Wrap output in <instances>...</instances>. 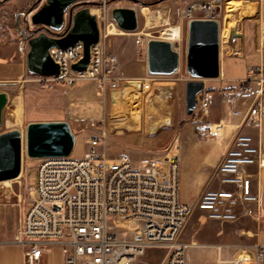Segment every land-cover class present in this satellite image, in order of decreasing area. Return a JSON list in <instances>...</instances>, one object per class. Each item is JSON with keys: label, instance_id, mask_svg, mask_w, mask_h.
<instances>
[{"label": "built area", "instance_id": "2783aa9c", "mask_svg": "<svg viewBox=\"0 0 264 264\" xmlns=\"http://www.w3.org/2000/svg\"><path fill=\"white\" fill-rule=\"evenodd\" d=\"M223 1L194 3L181 20L192 19L196 11L203 12L205 19H216ZM178 27L176 38L163 36V39L171 43L180 61L183 39L182 27ZM48 34L53 33L48 31ZM105 37L101 32L100 42L91 46L90 62L84 72L72 68L84 57L85 47L78 42L64 50H50L59 66L58 75L34 77L46 90H54L57 85L74 87L80 82H94L100 96L107 90H118L121 79L113 75L117 71L116 58L110 70L106 69ZM149 41L137 40L139 53L145 60H148ZM19 50L28 53V40L20 42ZM139 81L143 91L153 89V78ZM212 95L205 87L198 95L193 114L199 123L196 134L201 140L220 137L225 128L224 122L212 123L206 119ZM224 95L232 105L243 101L245 111L233 112L234 116L242 117V126L259 127L264 108V66L249 70L248 77ZM101 123L90 121L96 134L86 138L82 156L72 153L68 157L39 159L37 186L27 183L35 197L14 238L23 247L27 264H39L53 245L63 249L65 264H132L152 248L168 250L166 264H188L186 252L190 245L180 242L179 237L195 209L214 221H234L238 217L237 209L244 203H259L252 191L250 168L264 167V150L251 134L240 132L234 137L215 173L222 188L206 191L196 205H190L180 198L177 153L151 159L141 166H135L126 155L108 158L100 149L107 138L105 132H99ZM246 212L255 214L252 209Z\"/></svg>", "mask_w": 264, "mask_h": 264}, {"label": "rangeland", "instance_id": "374dc122", "mask_svg": "<svg viewBox=\"0 0 264 264\" xmlns=\"http://www.w3.org/2000/svg\"><path fill=\"white\" fill-rule=\"evenodd\" d=\"M200 1L203 0H96L95 3L87 4L85 7H88L92 14L96 15L94 12L100 11L96 17L102 34L106 35L103 40L107 57L106 69L110 70L114 63L113 59L116 58L117 71L113 75L119 76L121 87L113 92L107 90L104 94L114 97L111 106L81 104L70 106L71 96L77 99L75 92L82 86L83 89L90 90L92 98L97 96L98 99L103 100V96H95L97 88L94 82H80L74 87L57 85L55 89L60 86L66 92L68 104L67 106H49L44 102L49 100L48 94L51 90L44 89L37 77L33 76L32 84L37 92L32 93L31 97L37 103L36 106H31L30 119L46 120L60 115L61 112L65 113V119H67L65 121L69 123L76 138L73 156H82L86 149V138L96 134L95 129L90 126V121L95 120L102 122L100 126L102 131L99 132L106 133L107 138L100 149L107 154L108 158L114 159L125 155L129 150H134L139 156H148L152 159L161 158L172 152L177 153L180 158V173H183V170H190V153L187 146H181L182 138L189 135L199 144L209 140L218 142L222 138L220 132V137L212 136L210 139L201 140L197 137L196 129L194 132L187 130L188 124L194 118L187 116L185 107V85L194 79L187 72L189 24L192 20L205 19V14L196 11L190 20L186 18L181 20V17L186 14L190 5ZM82 8L84 6L78 5L75 11ZM116 8L135 9L138 17V28L135 32H123L111 26V23H114L112 11ZM214 20H217L220 25V47L223 48L221 59L226 53L225 45L231 29L244 22L247 23V37L253 38L255 35L259 43L264 44L262 41L264 0H224L218 11V17ZM14 22L13 15L4 14L0 10V27L4 32L0 31L4 34L6 41L18 42L23 35L29 38L43 29L33 27L35 31L24 29L18 32L12 29L11 25ZM178 25L182 27L183 39L179 71L168 76H151L147 60L139 53L138 38L164 40L163 31ZM226 30H228L227 33ZM113 38H116V41H113ZM232 61L230 58L225 61L227 73L238 70ZM149 77L155 80L150 92L130 87L129 82ZM218 80V78L205 80L206 88L220 90L228 86L227 83ZM104 109L105 119L101 120ZM71 115L79 120L72 119ZM213 129L215 131V128ZM25 132L26 129L23 134ZM38 164L39 159L29 158L24 147L21 175L15 180L0 182V241L14 240L20 228L22 219L35 197L27 183L32 187L37 186ZM223 225L231 226V229L235 230L238 223L212 221L205 212L195 209L179 241L189 245H203L211 242L223 244L228 233ZM187 254L191 264H218L216 248L211 246L192 247ZM167 255V249L152 248L132 264H166Z\"/></svg>", "mask_w": 264, "mask_h": 264}, {"label": "crops", "instance_id": "0c3cea01", "mask_svg": "<svg viewBox=\"0 0 264 264\" xmlns=\"http://www.w3.org/2000/svg\"><path fill=\"white\" fill-rule=\"evenodd\" d=\"M44 2L45 0H0V10L4 14L14 16L15 22L11 25L13 30L18 32L24 29L32 31L33 26L28 23L29 18L37 12ZM66 17L67 15H65ZM246 25L247 23L244 22L231 29L225 45L226 53L222 59L223 48L220 47L221 73L218 81L225 82L228 86L220 90L208 89L213 95L207 120L212 123H225V128L221 132V140L218 142L209 140L199 144L189 135L181 140V146L185 145L189 149L191 164L189 171L183 170V173L181 172L180 198L182 202L190 205H196L206 191L222 188V185L215 177V173L225 158L227 151L232 147L236 134L240 132L251 134L264 150V108L262 122L259 127L242 126V117L234 116L233 112L245 111L246 107L243 101L232 105L224 97L226 92L237 88L248 77L249 70L261 65L264 66V46L259 43L255 35L253 38L247 37ZM111 26L118 28L115 23H111ZM0 30L4 32L2 27H0ZM1 31L0 92L7 94L8 104L4 109L0 133L13 129H18L23 133L28 124L32 122L67 120L65 119L66 114L63 112L46 120L30 119L31 106H36L35 104L37 103L31 97V94L37 92V90L32 84L33 76L27 70V54L25 55L19 50L20 42L28 40V38L23 35L18 42L6 41ZM113 41H116V38H113ZM227 58L233 60L232 64L237 66V71L227 73L225 68ZM130 87L137 89L133 85H130ZM48 95L49 100L44 102L46 105L67 106V94L60 86L51 90ZM75 95L77 99L71 96L70 106H77L78 104L111 106L114 100L113 96L106 95L103 96V100L98 99L96 96L98 95L97 92L95 93L96 98H92L90 90L83 89V86L81 89L76 90ZM74 99L76 101H73ZM105 115L104 109V115L101 120L105 119ZM193 117V120L188 124V132H194L199 125L196 116ZM72 119L79 120L74 116H72ZM125 155L128 156L135 166H141L152 159L148 156H139L134 150H129ZM250 173L252 175V191L258 196L259 203L257 205L244 203L243 206L237 209L238 217L234 221H218L221 223H238L235 230H232L231 226L223 225L228 231L226 241L223 244L212 242L203 245L192 244L188 247V250L196 246L214 247L216 248V263L218 264H230L231 262L237 264H264V167H252L250 168ZM246 209L254 210L255 214H248ZM260 254H262V258ZM187 255L186 252L187 262L191 264ZM0 264H27L23 247L16 244L13 239L0 241ZM39 264H65L63 249L58 245L50 246Z\"/></svg>", "mask_w": 264, "mask_h": 264}, {"label": "water", "instance_id": "95a60500", "mask_svg": "<svg viewBox=\"0 0 264 264\" xmlns=\"http://www.w3.org/2000/svg\"><path fill=\"white\" fill-rule=\"evenodd\" d=\"M95 1L45 0L30 16L29 24L43 28L28 38L27 70L32 76L58 75L59 66L53 61L50 50H64L78 42L85 47L84 57L72 68L76 72L87 69L91 46L98 44L101 37L96 15L85 7ZM78 5L84 8L75 11ZM65 15H68L67 19ZM112 19L123 32H135L138 28L135 9L116 8L112 11ZM48 31L53 34H47ZM147 62L149 73L160 76L176 73L180 64L179 54L172 49L171 43L155 39L148 42ZM187 72L194 79L185 85V107L187 116H193L198 95L206 87L205 80L220 77V25L217 20L196 19L190 22ZM129 83L138 90L142 89L141 81ZM7 104V94L0 92V127ZM75 144V135L66 121L32 122L25 134L18 129L0 133V182L15 180L21 175L24 147L29 158L43 159L68 157L72 155Z\"/></svg>", "mask_w": 264, "mask_h": 264}, {"label": "bare ground", "instance_id": "6f19581e", "mask_svg": "<svg viewBox=\"0 0 264 264\" xmlns=\"http://www.w3.org/2000/svg\"><path fill=\"white\" fill-rule=\"evenodd\" d=\"M232 3H230V6L232 7V5H231ZM230 6H228V8L229 9H232V8H230ZM99 10H96L94 13L97 15V14H99ZM110 31H111V29H110ZM179 31H180V29H179V27L178 26H172V27H169V28H167V29H165L164 31H163V36L164 37H166V38H176L178 35H179ZM227 31L228 30H226V33H227ZM112 32V31H111ZM262 41L264 42V34H263V37H262ZM18 110V109H17ZM20 113V112H19ZM19 115V114H18ZM19 117H20V115H19ZM223 131V130H222ZM221 131V132H222ZM6 182V181H5ZM195 245V244H194Z\"/></svg>", "mask_w": 264, "mask_h": 264}]
</instances>
